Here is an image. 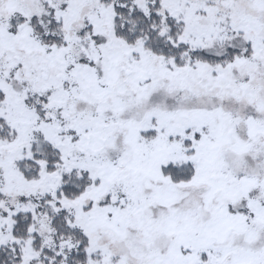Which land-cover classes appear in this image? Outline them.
Returning <instances> with one entry per match:
<instances>
[{
  "label": "snow or ice",
  "instance_id": "snow-or-ice-1",
  "mask_svg": "<svg viewBox=\"0 0 264 264\" xmlns=\"http://www.w3.org/2000/svg\"><path fill=\"white\" fill-rule=\"evenodd\" d=\"M0 264H264V0H0Z\"/></svg>",
  "mask_w": 264,
  "mask_h": 264
}]
</instances>
